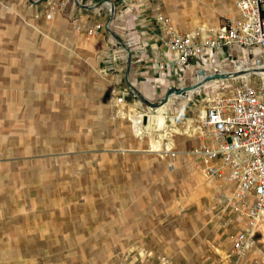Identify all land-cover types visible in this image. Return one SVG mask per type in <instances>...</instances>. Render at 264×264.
I'll use <instances>...</instances> for the list:
<instances>
[{"label": "rangeland", "instance_id": "obj_1", "mask_svg": "<svg viewBox=\"0 0 264 264\" xmlns=\"http://www.w3.org/2000/svg\"><path fill=\"white\" fill-rule=\"evenodd\" d=\"M147 1L181 32L236 9L233 0ZM35 19L0 18V175L8 202L23 196L20 214L8 208L0 218V229L19 231L15 242L0 240V264H264V216H246L232 189L203 177L205 93L155 108L169 88L196 82V69L231 64L193 57L182 77L162 71L159 25L125 38L131 52L143 48L126 79V49L102 22H77L74 34ZM158 117L162 129H151ZM236 225L259 233L244 257L229 241Z\"/></svg>", "mask_w": 264, "mask_h": 264}, {"label": "built area", "instance_id": "obj_2", "mask_svg": "<svg viewBox=\"0 0 264 264\" xmlns=\"http://www.w3.org/2000/svg\"><path fill=\"white\" fill-rule=\"evenodd\" d=\"M233 1L234 16L184 32L169 17L157 14L167 50L158 67L182 77L193 57L219 55L231 64L228 71L223 70L228 77L197 93L207 97L200 115L201 125L208 129V140L199 150L201 170L208 181L232 189L246 207L244 214L256 219L264 216V0ZM100 27L96 24L88 33ZM116 102L122 103L123 96H116ZM258 234L254 225L246 229L236 225L229 233L234 254L246 256Z\"/></svg>", "mask_w": 264, "mask_h": 264}, {"label": "crops", "instance_id": "obj_3", "mask_svg": "<svg viewBox=\"0 0 264 264\" xmlns=\"http://www.w3.org/2000/svg\"><path fill=\"white\" fill-rule=\"evenodd\" d=\"M108 3L113 8V15L108 9ZM151 9L152 5L147 0H0V18H37L35 20H39L47 18L48 14V19L69 25L74 34L80 32L75 28L77 22L86 21L87 24L102 22L106 32L117 35L126 45L135 43L128 40L138 39L139 41L146 38L153 31V27L159 28L155 17L159 12L153 13ZM109 18L106 28L105 24ZM103 34L104 32H100L101 36ZM142 49L135 45L131 55L139 59L143 53ZM165 52L167 54L166 49ZM149 125L151 129H156L155 120L149 121ZM6 181L7 177L0 175V218L5 213L3 210L8 208H10L9 212L20 214V207L23 205L22 194L15 193L13 197L10 195V202L7 201ZM18 232L0 229V240L6 241L5 245L10 241L15 242L18 240L16 236Z\"/></svg>", "mask_w": 264, "mask_h": 264}, {"label": "water", "instance_id": "obj_4", "mask_svg": "<svg viewBox=\"0 0 264 264\" xmlns=\"http://www.w3.org/2000/svg\"><path fill=\"white\" fill-rule=\"evenodd\" d=\"M110 13L111 15H113V8L111 7L110 9ZM110 21V18L108 19V21L106 22V28L108 27V23ZM116 37V39L125 47L126 52H127V60H126V73H125V78L127 79V73L129 71L130 68V64H131V59H132V55H131V51L129 49V47H127V45L122 41L121 38H119L117 35L113 34ZM199 74L202 76V78L196 82H192L190 85L188 86H184V87H171L169 88L165 95L163 96V99L161 101V105L166 103L167 100L173 95V94H177V95H184L185 91L187 89H191L196 87L197 85L201 84V83H205L209 80H214V79H218V78H226L228 77V73H223V72H214L211 74H205V72L203 70H199ZM151 105H155V104H151Z\"/></svg>", "mask_w": 264, "mask_h": 264}, {"label": "bare ground", "instance_id": "obj_5", "mask_svg": "<svg viewBox=\"0 0 264 264\" xmlns=\"http://www.w3.org/2000/svg\"><path fill=\"white\" fill-rule=\"evenodd\" d=\"M108 4H110V3H108ZM111 5V4H110ZM213 70H218L217 68H214ZM219 71V70H218ZM229 76V75H228ZM195 80L196 81H198V80H200L201 78H202V76L200 75V74H197V70L195 71ZM220 79V78H219ZM216 81V83L218 82V80L216 79V80H212L211 82H215ZM206 87H207V83L205 82V83H201V84H199V85H197L196 87H194V88H191V89H187L186 91H185V94L184 95H177V94H173L171 97H170V99L171 98H173L174 96H181V97H185V96H188V95H190V94H197L201 89H206ZM163 105H165V104H162V105H159V106H157V107H155V108H158V107H161V106H163ZM142 117V115H140L139 116V118H141ZM152 120H155L156 121V126H155V128L157 129V130H160V129H162V125H163V118L162 117H158V118H156V119H152V118H150V120L149 121H152ZM139 121V120H138ZM138 121H135V124H136V126H137V128L138 129H140V127L142 126V124L141 123H138Z\"/></svg>", "mask_w": 264, "mask_h": 264}]
</instances>
